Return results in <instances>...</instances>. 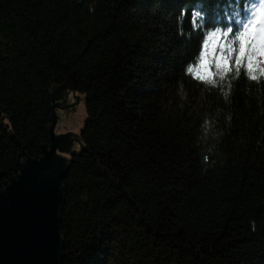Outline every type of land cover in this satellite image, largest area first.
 Instances as JSON below:
<instances>
[{
  "label": "trees",
  "instance_id": "trees-1",
  "mask_svg": "<svg viewBox=\"0 0 264 264\" xmlns=\"http://www.w3.org/2000/svg\"><path fill=\"white\" fill-rule=\"evenodd\" d=\"M235 2L0 0L4 185L51 147L54 89L85 95L62 264H264V78L186 72Z\"/></svg>",
  "mask_w": 264,
  "mask_h": 264
},
{
  "label": "water",
  "instance_id": "water-1",
  "mask_svg": "<svg viewBox=\"0 0 264 264\" xmlns=\"http://www.w3.org/2000/svg\"><path fill=\"white\" fill-rule=\"evenodd\" d=\"M65 91L67 87L63 85L57 86L52 93L54 123L51 147L45 146L40 158H28L19 163V174L5 185L0 173V192H3L0 193V264L63 262L61 222L66 203L63 179L68 171L69 159L62 156L70 153L74 138L68 139L67 135H73L72 132L56 136L55 128L58 119L56 108L60 107V94ZM73 94L78 103L79 97L76 92ZM74 136L82 148L80 138L76 134ZM12 139L17 142L14 135Z\"/></svg>",
  "mask_w": 264,
  "mask_h": 264
},
{
  "label": "snow or ice",
  "instance_id": "snow-or-ice-1",
  "mask_svg": "<svg viewBox=\"0 0 264 264\" xmlns=\"http://www.w3.org/2000/svg\"><path fill=\"white\" fill-rule=\"evenodd\" d=\"M184 14L181 9V15ZM192 15L200 18L201 12L193 9ZM208 15L211 18V13ZM244 15L246 19L239 22L242 28L236 32L234 41L232 27L217 28L205 35L197 65L186 68L195 80L214 84L216 75L223 78L233 67L237 73L246 70L251 81L264 78V0H256ZM213 64L216 72L211 70Z\"/></svg>",
  "mask_w": 264,
  "mask_h": 264
},
{
  "label": "rangeland",
  "instance_id": "rangeland-1",
  "mask_svg": "<svg viewBox=\"0 0 264 264\" xmlns=\"http://www.w3.org/2000/svg\"><path fill=\"white\" fill-rule=\"evenodd\" d=\"M60 95H62L60 97V100L58 101L60 107L56 108L58 119L55 128V134L56 136H58L61 134L72 132L73 135H67L69 136L68 139L74 138L73 140H71L73 142V145L70 146V153H66L64 154V156H62L66 160H68L71 159L72 154L78 153L81 150V147L74 135L76 134V137H79L78 135L84 129L85 123L88 118V113L85 104V95L77 93V97H79L78 103V98H76V96L69 91H65ZM199 97L201 98V93H199ZM66 105L72 106L61 108L62 106ZM59 153L61 152L59 151Z\"/></svg>",
  "mask_w": 264,
  "mask_h": 264
},
{
  "label": "bare ground",
  "instance_id": "bare-ground-1",
  "mask_svg": "<svg viewBox=\"0 0 264 264\" xmlns=\"http://www.w3.org/2000/svg\"><path fill=\"white\" fill-rule=\"evenodd\" d=\"M83 131V130H82ZM79 136V138L81 137V133L78 135Z\"/></svg>",
  "mask_w": 264,
  "mask_h": 264
}]
</instances>
